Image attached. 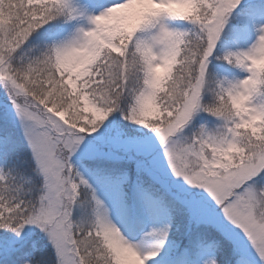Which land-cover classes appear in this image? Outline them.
Returning <instances> with one entry per match:
<instances>
[{
	"label": "snow or ice",
	"instance_id": "snow-or-ice-1",
	"mask_svg": "<svg viewBox=\"0 0 264 264\" xmlns=\"http://www.w3.org/2000/svg\"><path fill=\"white\" fill-rule=\"evenodd\" d=\"M0 264H264V0H0Z\"/></svg>",
	"mask_w": 264,
	"mask_h": 264
}]
</instances>
